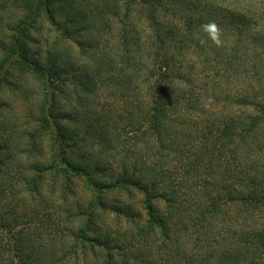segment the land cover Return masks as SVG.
<instances>
[{
	"label": "trees",
	"instance_id": "1",
	"mask_svg": "<svg viewBox=\"0 0 264 264\" xmlns=\"http://www.w3.org/2000/svg\"><path fill=\"white\" fill-rule=\"evenodd\" d=\"M0 264H264V0H0Z\"/></svg>",
	"mask_w": 264,
	"mask_h": 264
},
{
	"label": "clouds",
	"instance_id": "2",
	"mask_svg": "<svg viewBox=\"0 0 264 264\" xmlns=\"http://www.w3.org/2000/svg\"><path fill=\"white\" fill-rule=\"evenodd\" d=\"M200 28L212 40L213 44H215L217 47L222 46V29L215 21H208L200 25ZM195 35L197 38H199L198 33ZM200 43L203 45L204 43H206V41L200 40Z\"/></svg>",
	"mask_w": 264,
	"mask_h": 264
},
{
	"label": "rangeland",
	"instance_id": "3",
	"mask_svg": "<svg viewBox=\"0 0 264 264\" xmlns=\"http://www.w3.org/2000/svg\"><path fill=\"white\" fill-rule=\"evenodd\" d=\"M19 96L17 95H13L10 94V100L12 102L13 105V110L11 112V108L10 109V113H9V119L10 118H17L19 121H23L24 120V113H25V104L23 101L19 100L18 98ZM39 102V100H38ZM3 114V113H2Z\"/></svg>",
	"mask_w": 264,
	"mask_h": 264
}]
</instances>
